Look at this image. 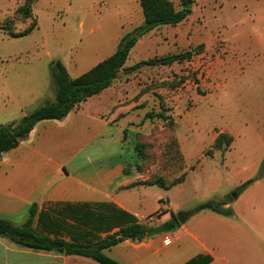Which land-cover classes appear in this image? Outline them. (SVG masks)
<instances>
[{
  "label": "rangeland",
  "instance_id": "374dc122",
  "mask_svg": "<svg viewBox=\"0 0 264 264\" xmlns=\"http://www.w3.org/2000/svg\"><path fill=\"white\" fill-rule=\"evenodd\" d=\"M171 1L180 8V0ZM195 1L191 20L155 29L144 40L153 46L132 50L128 61L194 55L118 78L124 101L140 102L146 115L169 117H145L139 124L126 173L139 186L143 215L167 203L145 225L176 219L221 254L218 264L223 256L225 264H264V20L245 10L243 0ZM143 20L140 0H0V127L54 100V61L76 78L112 54ZM220 134L232 142L215 148ZM228 197L234 215L225 222L209 217L219 216L211 210L187 219L200 204ZM165 233L152 245L123 242L107 256L122 264H179L203 251L189 237L168 247L174 235ZM175 249L182 250L177 257Z\"/></svg>",
  "mask_w": 264,
  "mask_h": 264
},
{
  "label": "crops",
  "instance_id": "0c3cea01",
  "mask_svg": "<svg viewBox=\"0 0 264 264\" xmlns=\"http://www.w3.org/2000/svg\"><path fill=\"white\" fill-rule=\"evenodd\" d=\"M238 6L240 5L233 4L232 7L237 9ZM241 6L254 17L261 15L264 20V0H243ZM191 15L178 27L191 20ZM154 30L142 37L132 50L152 47V43H145L144 40ZM260 44L264 47V37ZM139 62L132 64L127 61L125 66L131 67ZM117 81L101 94L72 110L66 118L39 122L27 139L3 155L4 159H0V218L21 225L35 203L43 209L63 202H112L145 224L143 221L146 222L148 217L167 208V203L160 202L158 209L142 214L141 201H137L139 186L133 184V175L127 174L126 168L130 160L135 158L133 151L136 132L147 115L140 102H126L122 99L123 90L118 89ZM102 98L106 99L103 104ZM26 115L24 113L22 118ZM191 216L190 214L188 219ZM210 216L217 223L225 222L227 218L222 215ZM177 232L182 234L181 237H177ZM170 233L174 235V243L168 247L183 245V239L189 237L191 242L203 249L201 255L213 258L210 264H218L220 261L221 254H215L206 245V241L190 232L185 225L181 224ZM163 235L146 239L140 244L148 242L152 245L156 237ZM180 252L182 250L175 249L171 255L177 257ZM191 258L193 257H188L179 264H184ZM223 258L224 264L228 263V259L225 256ZM0 264L99 263L81 256L34 250L0 236Z\"/></svg>",
  "mask_w": 264,
  "mask_h": 264
},
{
  "label": "trees",
  "instance_id": "16d2710c",
  "mask_svg": "<svg viewBox=\"0 0 264 264\" xmlns=\"http://www.w3.org/2000/svg\"><path fill=\"white\" fill-rule=\"evenodd\" d=\"M140 4L144 16L143 23L121 39L112 55L89 71L72 78L62 61L53 62L54 100L46 102L21 120L8 122L0 127V159L27 139L39 122L66 118L82 103L110 88L121 73H131L145 66H169L190 59L192 51L154 57L131 67L125 66L131 50L142 37L158 27L178 26L187 20L193 12L195 0H180V8H176L171 0H140ZM34 28L35 26L28 28L20 33L19 37L30 34ZM154 117L164 121L169 119L162 113H148L146 116L150 119ZM170 124L173 122L170 121ZM225 138V134H220L215 140V148H221L224 144L228 146L232 142L229 138L224 143ZM253 181L248 180L239 187L238 194ZM181 182L182 179H179L175 184ZM232 200V197H228L221 201H207L200 204L191 215L211 210L216 214L232 217L234 212L231 206H228ZM180 226L181 223L176 219L157 226L142 224L135 215L112 202H63L43 209L35 203L30 207L28 216L21 225L0 218V236L34 250L56 252L64 256H81L99 264H122L107 256L106 251L126 241L141 243L159 234L176 230ZM212 261L210 255L200 254L184 264H210Z\"/></svg>",
  "mask_w": 264,
  "mask_h": 264
},
{
  "label": "water",
  "instance_id": "95a60500",
  "mask_svg": "<svg viewBox=\"0 0 264 264\" xmlns=\"http://www.w3.org/2000/svg\"><path fill=\"white\" fill-rule=\"evenodd\" d=\"M232 197L235 198L236 197V194L232 195ZM188 217H190V214L187 216V219H188Z\"/></svg>",
  "mask_w": 264,
  "mask_h": 264
},
{
  "label": "flooded vegetation",
  "instance_id": "af4514ba",
  "mask_svg": "<svg viewBox=\"0 0 264 264\" xmlns=\"http://www.w3.org/2000/svg\"><path fill=\"white\" fill-rule=\"evenodd\" d=\"M178 218V217H177ZM182 218V216H180L178 219H181Z\"/></svg>",
  "mask_w": 264,
  "mask_h": 264
},
{
  "label": "built area",
  "instance_id": "2783aa9c",
  "mask_svg": "<svg viewBox=\"0 0 264 264\" xmlns=\"http://www.w3.org/2000/svg\"><path fill=\"white\" fill-rule=\"evenodd\" d=\"M193 55H194V53H193ZM193 55H192V56H193Z\"/></svg>",
  "mask_w": 264,
  "mask_h": 264
}]
</instances>
